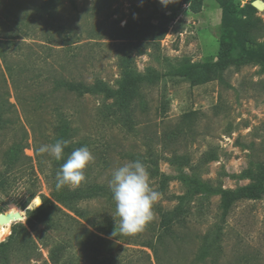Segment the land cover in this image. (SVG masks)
I'll return each mask as SVG.
<instances>
[{"label": "rangeland", "instance_id": "1", "mask_svg": "<svg viewBox=\"0 0 264 264\" xmlns=\"http://www.w3.org/2000/svg\"><path fill=\"white\" fill-rule=\"evenodd\" d=\"M40 1L3 0L0 6V23L6 14L27 12L31 29L29 37L3 42L9 49L8 70L0 58V179L6 178L0 188V214L9 221L0 222V244L5 243L0 253L7 264H51L47 237L84 238L81 228L65 224L58 214L53 215L60 223L56 228L42 223L30 229L26 223L28 210L53 201L46 177H54V157L37 150L52 144L61 120L71 128V151L62 164L80 147L87 146L94 156L85 170L86 182L66 187L90 195L79 206L89 220L75 218L96 239L140 251L142 257L144 252L155 264L147 245L161 231V213L173 211L178 197L188 191L181 176L200 192L186 202L185 222L193 234L172 247L176 264L192 261L202 238L215 232L219 251L212 248L205 264H264V0H228L236 8L232 25L243 55L229 60L215 79L195 86L170 74L185 61L217 60L221 10L215 0H165L166 5L161 0H59L43 15L35 11ZM255 2L261 10L251 11ZM12 26L10 21L7 27ZM16 26L21 27L20 21ZM121 59H128L145 79L126 109L115 99L79 96L54 86L60 78L85 84L98 79L117 90ZM7 72L13 74L16 89ZM13 146L18 152L10 153ZM176 156L186 161L180 169L170 162ZM151 159L171 179L153 205L155 218L142 232L122 234L109 186L112 173L136 160L148 168ZM150 186L158 191V179L150 176ZM206 187H258L260 196L239 199L224 209L222 195ZM76 244L69 252L78 258L76 264L106 257L105 246L85 249Z\"/></svg>", "mask_w": 264, "mask_h": 264}, {"label": "trees", "instance_id": "2", "mask_svg": "<svg viewBox=\"0 0 264 264\" xmlns=\"http://www.w3.org/2000/svg\"><path fill=\"white\" fill-rule=\"evenodd\" d=\"M59 0H41L40 3L35 7V11L38 14H50L53 10V7L58 3ZM221 10V30H220V52L217 55V60L212 62H206L201 64H191L187 61L179 65V67L174 68L171 76L179 77L185 81H188L192 86L205 84L220 75L225 65L229 60L238 59L241 57L243 46L238 44L237 37L235 35V30L233 29L232 21L234 20V15L236 8L232 3H229L228 0H215ZM3 0H0V6L2 5ZM253 11V7H250ZM15 18V20H13ZM28 20L27 12H22L20 15H5V20H1L0 31L5 36L0 42V58L4 62L7 70L8 64L6 62L8 47H3V42L6 43L14 42L15 39H20L22 37H29L31 34V29L28 24L25 22ZM13 22V26L9 29L7 26L9 23ZM20 21V28H16V22ZM15 28V29H13ZM243 55V54H242ZM121 68V77L119 80V88L117 90L111 89L106 83L101 80H95L92 84H85L81 82L70 81L69 79L60 78L54 81V86L65 87L68 92H75L79 96L86 94L91 95H102L107 99H115L116 104L120 109H126L131 101L132 94H136V90L140 88L141 83L145 80L143 77L136 72L130 64L128 59H121L119 62ZM8 73V72H7ZM10 78H12V73H8ZM14 89L17 88L15 79L12 78ZM3 113L0 111V124L3 122ZM56 136L51 142L55 143L57 140H68L71 134V128L69 121L61 120L56 128ZM18 152L16 146H13L10 149V153ZM71 151V146L68 144V147L64 149V155L68 154ZM183 157H173L170 162L173 165H176L178 169L185 166L186 161ZM63 159L57 161L54 158L51 161L53 166V175L54 177L48 179L46 177V182L51 188V199L54 202H57L63 206L69 212H72L74 216L69 215L65 211L61 210L53 201L46 199L42 204L33 209L27 211V225L30 229L36 228L38 224L45 223L46 226L56 228L60 225L57 221L53 220V215L58 214L62 217V220L65 224H68L72 228L79 227L83 230L84 238L76 236L74 234L69 237L67 240L55 241L53 238L47 237L46 246L49 248L48 257L51 264H76L77 257L71 256L69 253L73 242H76L78 247L90 248L93 245L95 246H105L106 257L97 262V256H95L94 264H150L148 260V255L140 251H132L120 246H117L114 243L101 241L96 239V237L90 233L86 228L82 227L80 222L76 219L89 220V217H85L83 211L79 209L80 202L82 197L89 199L90 195L86 194L85 191H78L79 194L75 192H70L69 189L65 186L57 188V173L60 170ZM264 169V168H263ZM150 176L152 178L158 179L160 193H164L167 186V182L171 179L170 177L161 173L158 169L157 163L155 160L151 159L147 168ZM264 177V171L260 173ZM178 179L188 187V191L185 195L178 197V205L173 211L162 212L160 216L161 221V231L156 236V239L148 244V248L152 252L155 264H176L174 258L172 257V247L181 246L185 243L186 239L190 236L192 237L193 232L189 230L187 223L185 222V217L188 212L185 208L187 200L198 192V186L194 185L193 181L188 180L184 177H178ZM6 180L4 175H1L0 179V188H2L3 182ZM203 188V186H201ZM209 192L219 193L222 195L223 203L222 206L224 209H227L233 202L242 199L250 198L256 199L260 196V189L258 187H243L235 190H222V189H210L206 187ZM205 190V189H204ZM88 191V190H87ZM103 191V190H102ZM100 190V192H102ZM92 193V191H88ZM95 192H99L97 189ZM87 216V215H86ZM76 217V218H75ZM112 220V218H110ZM87 224H89V221ZM113 222V221H112ZM75 226V227H73ZM180 228H179V227ZM178 227V229H177ZM183 227V228H182ZM73 231V230H72ZM74 233L75 230H74ZM23 233H20V235ZM4 235V234H3ZM2 235V236H3ZM75 237V238H74ZM212 237V238H211ZM13 239V236L10 238ZM212 240V241H211ZM172 243V245L170 244ZM219 235L217 232L213 235H205L202 238V243L197 249L195 256L192 261H185L183 264H205L211 249H215L216 252L219 251ZM23 243L21 239L18 240L17 244L20 246ZM26 247H29L31 242L26 240ZM213 244L215 246L213 247ZM5 247V243L0 244V249ZM22 247V246H20ZM108 255V256H107ZM147 258V259H146ZM0 264H7V257L5 254L0 253Z\"/></svg>", "mask_w": 264, "mask_h": 264}, {"label": "clouds", "instance_id": "3", "mask_svg": "<svg viewBox=\"0 0 264 264\" xmlns=\"http://www.w3.org/2000/svg\"><path fill=\"white\" fill-rule=\"evenodd\" d=\"M161 3L167 4L165 0ZM68 144L67 140L61 139L53 144L41 145L37 151L61 161ZM93 161L94 156L87 146L72 151L57 173V188L65 185L78 187L86 182L85 170ZM109 186L116 202V215L120 218V233L131 235L142 232L155 218L153 205L161 196L150 186L147 167L139 160L128 162L115 169Z\"/></svg>", "mask_w": 264, "mask_h": 264}, {"label": "water", "instance_id": "4", "mask_svg": "<svg viewBox=\"0 0 264 264\" xmlns=\"http://www.w3.org/2000/svg\"><path fill=\"white\" fill-rule=\"evenodd\" d=\"M252 7L255 8L256 10H261L262 6L259 3H253ZM17 217V215L15 216ZM0 222L2 223H7L8 222V218L5 214H0Z\"/></svg>", "mask_w": 264, "mask_h": 264}, {"label": "bare ground", "instance_id": "5", "mask_svg": "<svg viewBox=\"0 0 264 264\" xmlns=\"http://www.w3.org/2000/svg\"><path fill=\"white\" fill-rule=\"evenodd\" d=\"M8 218V217H7ZM9 222V221H8ZM8 222L7 223H4V224H8Z\"/></svg>", "mask_w": 264, "mask_h": 264}]
</instances>
